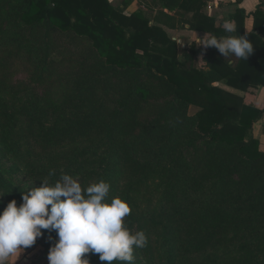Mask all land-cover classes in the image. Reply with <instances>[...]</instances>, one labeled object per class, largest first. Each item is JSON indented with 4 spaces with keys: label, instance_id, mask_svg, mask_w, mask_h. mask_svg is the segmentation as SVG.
I'll list each match as a JSON object with an SVG mask.
<instances>
[{
    "label": "trees",
    "instance_id": "16d2710c",
    "mask_svg": "<svg viewBox=\"0 0 264 264\" xmlns=\"http://www.w3.org/2000/svg\"><path fill=\"white\" fill-rule=\"evenodd\" d=\"M210 1L0 0V130L30 158L93 155L82 186L104 180L110 195L125 184L145 264H264V151L253 134L264 107L216 85L264 88V10L216 18ZM180 29L246 36L253 52L229 64L214 47L181 51L168 34Z\"/></svg>",
    "mask_w": 264,
    "mask_h": 264
},
{
    "label": "clouds",
    "instance_id": "9594fccd",
    "mask_svg": "<svg viewBox=\"0 0 264 264\" xmlns=\"http://www.w3.org/2000/svg\"><path fill=\"white\" fill-rule=\"evenodd\" d=\"M227 33L235 31L225 20ZM182 44V40L177 41ZM198 45L216 48L229 64L247 60L253 44L246 36L220 38L205 34ZM55 170L49 171L54 176ZM22 194V203L10 201L0 212V264H16L20 254L33 246L42 230H54L58 239L48 251V264H89L85 254H99L107 264H134L135 251L147 246L143 231L132 232L125 224L131 208L120 197H109L111 185L100 180L82 186L71 174H61L55 182L41 180ZM3 196V195H0Z\"/></svg>",
    "mask_w": 264,
    "mask_h": 264
},
{
    "label": "rangeland",
    "instance_id": "374dc122",
    "mask_svg": "<svg viewBox=\"0 0 264 264\" xmlns=\"http://www.w3.org/2000/svg\"><path fill=\"white\" fill-rule=\"evenodd\" d=\"M113 5L121 4V0H109ZM138 7L137 1H132L127 5V12H134ZM143 8V7H142ZM169 36L171 33L168 32ZM62 40V38H61ZM64 41V39H63ZM177 42V41H176ZM178 44V43H177ZM186 45L188 43H185ZM179 48L182 49L180 46ZM179 52V54L181 53ZM201 52L197 54L195 59L196 65L201 66ZM30 74L27 72H19L15 76L17 81H27ZM221 87H224L221 84ZM27 94H22L13 101L24 100ZM196 111L195 107L189 109V114H194ZM69 151L65 150L61 152L58 156L49 160H38L30 158L23 153L16 150L9 139L2 130H0V212L7 206V204L16 200L17 206L22 203V194L27 192L30 187H40L44 179H48V174L51 169H59L61 174H71L78 178V182L82 185L81 173L82 170H88L97 166L94 163L93 155L88 154L85 159H79L74 165H70L71 160H69ZM45 172V173H44ZM40 174H45L44 177H39ZM125 184L119 183L116 190L112 191L109 197H120L124 200ZM143 208V205L139 204V210ZM126 219V218H125ZM126 226L134 233L136 232V225H130L125 221ZM43 235L37 238L36 243L24 250V256H27L31 250L38 248L41 252L40 260L37 264H48V251L49 248L58 239L57 234L54 230H42ZM142 249L138 250V255H135L134 264H145L147 262L146 258L143 256ZM89 261V264H107V262H102L99 259V254L88 253L83 257ZM137 258V259H136Z\"/></svg>",
    "mask_w": 264,
    "mask_h": 264
},
{
    "label": "crops",
    "instance_id": "0c3cea01",
    "mask_svg": "<svg viewBox=\"0 0 264 264\" xmlns=\"http://www.w3.org/2000/svg\"><path fill=\"white\" fill-rule=\"evenodd\" d=\"M259 2H262V8L264 10V0H211L207 4L206 12L216 18L227 17L236 10H243L245 14L249 15L251 12H254ZM232 24L234 26V23ZM252 26L253 19L250 16L245 20V32H249L252 29ZM168 32L171 33L170 35H172L174 40H182V44L185 45V47L194 42L196 44V48H204V46L198 45L200 43V38L204 37V33L192 32L183 29ZM185 43L188 44L186 45ZM216 85L221 87V84L219 83ZM221 88L242 97L246 104H250L256 108L264 107V88L258 86L254 81L249 84L248 88L244 92L235 90L225 85ZM253 134L254 137L259 141V149L264 151V116L261 120L254 124ZM40 257V250L35 248L31 250L27 256H24V253L22 252L17 259L16 264H37V261L40 260ZM12 259L13 258H10L8 264H12ZM44 264H46V262H44Z\"/></svg>",
    "mask_w": 264,
    "mask_h": 264
},
{
    "label": "built area",
    "instance_id": "2783aa9c",
    "mask_svg": "<svg viewBox=\"0 0 264 264\" xmlns=\"http://www.w3.org/2000/svg\"><path fill=\"white\" fill-rule=\"evenodd\" d=\"M209 6V5H208ZM175 41H178V40H175ZM181 48H185V45H183V44H178Z\"/></svg>",
    "mask_w": 264,
    "mask_h": 264
}]
</instances>
